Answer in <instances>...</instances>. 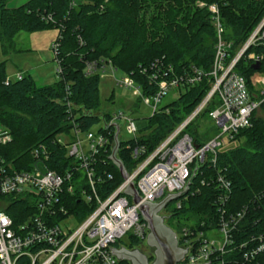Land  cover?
I'll return each instance as SVG.
<instances>
[{
  "label": "trees",
  "instance_id": "16d2710c",
  "mask_svg": "<svg viewBox=\"0 0 264 264\" xmlns=\"http://www.w3.org/2000/svg\"><path fill=\"white\" fill-rule=\"evenodd\" d=\"M71 1L27 0L11 6V0H0V46L4 55L21 31L59 30L54 59L60 73L51 85H39L30 75L6 83L5 62L0 63V127L12 139L0 146V161L11 170L29 169L33 162L31 151L38 145L47 147V169L59 174L67 169L65 150L55 144L56 137L69 131L73 124L85 131L99 121L96 114L100 78L84 75L86 63L109 61L117 71L140 83L143 91L153 88L148 85V77L156 60L171 66L176 74L190 73L192 68L206 73L211 66L214 30L207 10L196 7L197 0H74L73 5ZM220 12L227 38L240 42L263 17L264 0H226ZM142 69L146 72L142 73ZM237 71L247 78L253 73L251 66L245 67L242 61ZM207 90L206 79L185 87L176 101L147 118V126L141 129L146 135L137 145L151 152L194 110ZM165 109L167 113L163 112ZM82 111L90 115H83ZM185 133L199 146L210 138L196 133L193 123ZM239 140L242 142L238 146L218 151L215 164L204 163L192 176L187 193L178 201L180 207L170 211L169 221L183 218L194 221L199 229L216 227L219 208L229 216L247 207L246 215L232 232L234 257L241 264H264V252L245 262L241 259L244 248H240L250 236H264V118H253L251 127L241 130L232 142ZM134 147L130 140L119 145L117 156L126 172L143 159L131 158ZM103 159L105 181L98 192L104 198L122 179L112 162L107 157ZM217 174L230 183V195L223 205L215 182ZM65 206L78 221L93 209L77 196L65 198ZM28 210L26 201L15 200L6 214L16 226L32 212ZM184 224L176 223L175 227ZM167 225L170 226L168 222ZM121 243L129 249L138 245L133 238ZM17 264H25L24 259Z\"/></svg>",
  "mask_w": 264,
  "mask_h": 264
},
{
  "label": "built area",
  "instance_id": "2783aa9c",
  "mask_svg": "<svg viewBox=\"0 0 264 264\" xmlns=\"http://www.w3.org/2000/svg\"><path fill=\"white\" fill-rule=\"evenodd\" d=\"M225 1L195 2L198 9L207 10L214 30V54L208 72L192 68L190 73L182 71L176 74L171 66L156 60L148 77L152 90L143 91L142 85L128 75L115 81L116 86L132 89L133 94L139 96L142 103L150 108L151 114L147 117L150 118L162 112L165 105H161V100L169 90H178L179 96L185 87L207 80L208 90L200 103L151 152L147 153L143 145H137L146 132L138 130L129 115L118 113L105 117V114H96L99 117L96 130H93L95 125L82 131L73 124L69 131L56 137L55 144L65 150L64 157L68 159L67 169L61 174L46 168L48 150L45 145L32 149L33 162L29 169L14 171L0 161V264H17L20 259H24L25 264H127L114 258L110 249L127 248L121 241L130 238L138 241L136 248L145 245L148 233L146 224L138 215V205L123 194L128 184H133L140 203H157L167 195L182 192L204 163L215 164L217 152L224 142H232L241 130L251 127L259 112L264 113V15L246 38L237 42L227 38V30L222 23L220 6ZM73 4L74 0L71 1ZM52 49L55 56L58 43L55 42ZM241 61L245 67L250 65L252 69L257 65L258 69H252L253 73L247 78L237 71ZM55 62L58 75L60 68ZM106 68L113 77L117 70L104 60L86 63L83 72L87 77L97 75L100 78ZM24 75L18 72L14 78L21 80ZM163 112L168 111L165 109ZM82 113L90 115L85 111ZM205 114L212 123L213 135L199 146L185 130ZM121 125H124L129 139L120 138ZM117 130L119 144L130 140L135 145L131 158L143 159L127 172L126 180L103 198L98 192V187L105 181V171L101 167L104 157L109 160ZM80 134L84 136L83 140L79 139ZM61 135L69 136V142L64 143ZM11 141L9 132L0 127V146ZM106 177L111 179L110 175ZM215 182L221 192L219 202L223 205L230 195V183L221 174H217ZM73 196L85 205L93 206L81 221L65 206V198ZM15 200L26 201L30 208L28 213L32 211L16 226L6 214V209ZM178 201H174V208L180 207ZM165 209L160 215L167 225L171 214L164 213ZM218 212L216 227L209 225L199 229L192 220L180 227H175L176 223L173 227L167 225L175 233L178 245L186 250L180 264H241L234 257L232 232L246 215L247 207L229 216L222 208ZM69 218L75 220L74 227L68 226ZM209 232L214 235L208 237ZM242 247L241 259L251 262L264 252V236H250ZM145 255L152 258L151 253Z\"/></svg>",
  "mask_w": 264,
  "mask_h": 264
},
{
  "label": "rangeland",
  "instance_id": "374dc122",
  "mask_svg": "<svg viewBox=\"0 0 264 264\" xmlns=\"http://www.w3.org/2000/svg\"><path fill=\"white\" fill-rule=\"evenodd\" d=\"M58 29L49 28L34 32L21 31L16 34L14 38L13 46L8 50V53L4 55L0 46V63L5 62V71L9 79L14 80L15 74L21 71L25 75H30L35 82L39 85H51L56 82L59 77L57 75V64L54 59V51L52 45L55 43L58 36ZM126 78V75L120 71H115L112 77L108 68L102 74L99 79L98 85V112L97 114H118L129 115L134 120V124L138 130L147 126V117L151 114L150 108L142 103L138 95L133 94L132 89L116 86V82ZM136 87V85H134ZM182 90H180L181 92ZM179 91L171 89L167 92L166 96L162 98L161 105H166L172 101H176ZM257 117L264 118V113H258ZM120 125V122L117 121ZM98 124L95 125L93 130L98 128ZM193 128L197 133L201 135H208L212 137L213 127L210 119L207 115L200 116L195 122H193ZM74 135L71 133V137ZM120 138L123 140L129 139L130 136L126 133L124 125L120 128ZM60 138L64 143L69 142V136L61 135ZM79 139L83 140L84 136L79 135ZM242 140L234 141L231 143H223L222 150L230 149L238 146ZM43 170V166H40ZM175 206L174 202L167 205L164 213L170 212ZM68 226L74 227L76 225L75 220L69 218L67 220ZM170 226L173 227L174 223L183 224L186 222L183 218L178 220L167 221ZM214 233L209 232L208 237H211ZM126 239V238H125ZM143 254L151 253L146 245L135 247Z\"/></svg>",
  "mask_w": 264,
  "mask_h": 264
},
{
  "label": "water",
  "instance_id": "95a60500",
  "mask_svg": "<svg viewBox=\"0 0 264 264\" xmlns=\"http://www.w3.org/2000/svg\"><path fill=\"white\" fill-rule=\"evenodd\" d=\"M252 69L257 70L258 66L255 65ZM117 134L118 130L114 136V146L109 160L117 168L121 179L126 180L128 174L122 162L116 156L120 145L117 140ZM189 184L190 183L188 182L182 192L167 195L160 202L140 203V197L138 196L136 189L132 183H129L123 194L126 197L131 198L133 204L138 205V215L146 224L148 231L145 245L152 250V258L150 260V257L141 253L139 250H129L123 246L112 247L110 249L111 255L119 262H125L127 264H180L184 259L186 250L178 245L175 233L165 224V218L160 215V212L165 209L169 203L184 196L189 189Z\"/></svg>",
  "mask_w": 264,
  "mask_h": 264
},
{
  "label": "crops",
  "instance_id": "0c3cea01",
  "mask_svg": "<svg viewBox=\"0 0 264 264\" xmlns=\"http://www.w3.org/2000/svg\"><path fill=\"white\" fill-rule=\"evenodd\" d=\"M25 1H27V0H11L10 5L11 6H17L19 4H22ZM19 72H21V71H19Z\"/></svg>",
  "mask_w": 264,
  "mask_h": 264
},
{
  "label": "flooded vegetation",
  "instance_id": "af4514ba",
  "mask_svg": "<svg viewBox=\"0 0 264 264\" xmlns=\"http://www.w3.org/2000/svg\"><path fill=\"white\" fill-rule=\"evenodd\" d=\"M161 216H162V214H161ZM151 253H152V251H151Z\"/></svg>",
  "mask_w": 264,
  "mask_h": 264
}]
</instances>
